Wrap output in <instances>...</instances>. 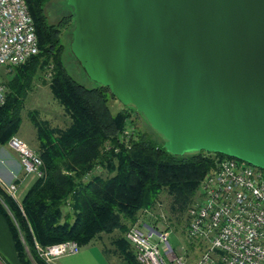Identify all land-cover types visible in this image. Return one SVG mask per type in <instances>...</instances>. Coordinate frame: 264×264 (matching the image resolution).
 Here are the masks:
<instances>
[{
  "label": "water",
  "instance_id": "1",
  "mask_svg": "<svg viewBox=\"0 0 264 264\" xmlns=\"http://www.w3.org/2000/svg\"><path fill=\"white\" fill-rule=\"evenodd\" d=\"M66 3L71 54L168 153H220L264 170V0Z\"/></svg>",
  "mask_w": 264,
  "mask_h": 264
},
{
  "label": "trees",
  "instance_id": "2",
  "mask_svg": "<svg viewBox=\"0 0 264 264\" xmlns=\"http://www.w3.org/2000/svg\"><path fill=\"white\" fill-rule=\"evenodd\" d=\"M24 1L37 52L10 69L3 83L0 145L16 132L27 87L42 69L48 68L46 85L69 121L64 127L50 126L30 111L41 176L33 178L18 201L0 183V213L16 256L20 264H31L27 253L35 264H48L39 257L38 248L66 240L80 247L101 233L117 231L110 238L114 252L128 264H138L124 238L138 213L151 210L164 191L169 211L178 218L191 203L205 172L215 160L229 156L196 151L178 157L145 132L133 137L123 134L130 111L135 109L112 113L107 99L115 97L107 87H87L75 81L61 60L59 29L46 21L43 5L48 0ZM68 20L63 18L61 23ZM96 166L98 172L83 178Z\"/></svg>",
  "mask_w": 264,
  "mask_h": 264
},
{
  "label": "built area",
  "instance_id": "3",
  "mask_svg": "<svg viewBox=\"0 0 264 264\" xmlns=\"http://www.w3.org/2000/svg\"><path fill=\"white\" fill-rule=\"evenodd\" d=\"M36 50L37 39L25 1L0 0V66H18ZM5 92L0 82V105ZM7 145L17 153L24 175L41 176L36 152L17 136H11ZM98 171L96 166L83 178ZM15 189L12 181L6 190L12 194ZM186 216L187 239L203 245L193 264H264V170L232 157L215 160L200 179ZM124 238L138 264H185L182 256L167 258L171 249L162 251L160 245H166L165 235L149 233L144 224L129 226ZM79 248L66 240L38 248V255L48 263L75 254Z\"/></svg>",
  "mask_w": 264,
  "mask_h": 264
},
{
  "label": "rangeland",
  "instance_id": "4",
  "mask_svg": "<svg viewBox=\"0 0 264 264\" xmlns=\"http://www.w3.org/2000/svg\"><path fill=\"white\" fill-rule=\"evenodd\" d=\"M43 11L48 23L54 24L59 29V40L62 44L61 60L68 72V74L78 83L92 87L98 85V83L91 80L83 71L77 59L71 54L69 50L70 32L73 27L72 20H68L65 23H61V18H67L70 16L71 8L66 3V0H48L43 5ZM60 22V23H59ZM59 25V26H58ZM37 52V50H36ZM35 52V53H36ZM34 53V54H35ZM12 68H6L0 66V82L5 83L10 77L9 70ZM48 68L37 71L33 75L30 84L27 87L26 94L22 102V108L20 110V123L18 124L16 132L12 136L20 138L31 150L36 152V139L35 131L28 119V113L34 111L38 118L46 120L50 126L64 127L68 124V118L63 113L61 107L57 104L56 100L52 97L47 85ZM107 105L112 113L122 110L127 107L124 106L117 99L108 96ZM129 123L124 127V131L128 132V136H134L136 132H145L155 143L162 144L161 136L154 131L143 118L142 114L137 111H130ZM2 144L1 148L5 147ZM192 152H186L175 156H187ZM1 154V151H0ZM0 172L3 173L0 165ZM33 178V175L28 174L26 179L20 183L14 193L9 194L16 201L20 199L25 187L29 181ZM15 184V183H14ZM7 189V186H5ZM169 198L164 191L158 195L157 202L151 210L147 212H139V219H150L153 221L157 231L165 235L166 241L169 244L171 250L168 251L166 257L171 259L173 255L182 256L185 260V264H193L198 255L200 254L203 245H199L190 241L186 237V224L187 216L186 211L182 214L174 216L168 208ZM109 235H101L100 242L107 245ZM93 246L98 247L100 242L93 239ZM161 250L166 249L164 243L160 244ZM132 250V249H131ZM26 253L27 250L25 249ZM133 252V251H132ZM31 264H35L29 254L27 253Z\"/></svg>",
  "mask_w": 264,
  "mask_h": 264
},
{
  "label": "crops",
  "instance_id": "5",
  "mask_svg": "<svg viewBox=\"0 0 264 264\" xmlns=\"http://www.w3.org/2000/svg\"><path fill=\"white\" fill-rule=\"evenodd\" d=\"M2 146H0V165L2 167L3 173L0 172V183L4 186H7L12 181H15L14 183L17 187L26 179L28 175H24L22 173L21 167L18 162L17 153L9 148L7 144H5V147L1 148ZM33 178L29 181L28 185L31 183ZM28 185L25 188H27ZM136 222L141 224H148L156 229L153 221H151L150 219H139L137 216ZM117 233V231H113L109 234L101 233L97 237L93 238L100 242L101 235H109L106 246L102 244V242H100V245L98 247H95L93 246L92 239L87 244L80 246L77 253L72 255L59 256L52 259L50 262H48V264H128L121 256L114 252L113 246L110 243V238ZM0 264H20L16 256L11 233L1 213Z\"/></svg>",
  "mask_w": 264,
  "mask_h": 264
},
{
  "label": "flooded vegetation",
  "instance_id": "6",
  "mask_svg": "<svg viewBox=\"0 0 264 264\" xmlns=\"http://www.w3.org/2000/svg\"><path fill=\"white\" fill-rule=\"evenodd\" d=\"M70 8H71V7H70ZM71 10H72V9H71ZM69 17L71 18V13H70V16H69ZM62 19H63V18H61V21H62Z\"/></svg>",
  "mask_w": 264,
  "mask_h": 264
}]
</instances>
